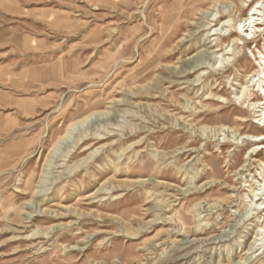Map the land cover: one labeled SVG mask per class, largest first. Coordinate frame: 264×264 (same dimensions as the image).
Returning <instances> with one entry per match:
<instances>
[{"label": "rangeland", "instance_id": "obj_1", "mask_svg": "<svg viewBox=\"0 0 264 264\" xmlns=\"http://www.w3.org/2000/svg\"><path fill=\"white\" fill-rule=\"evenodd\" d=\"M234 3L0 0V264H264Z\"/></svg>", "mask_w": 264, "mask_h": 264}, {"label": "bare ground", "instance_id": "obj_2", "mask_svg": "<svg viewBox=\"0 0 264 264\" xmlns=\"http://www.w3.org/2000/svg\"><path fill=\"white\" fill-rule=\"evenodd\" d=\"M234 4L236 5L237 10H240L241 13H244V10H245L244 6H248L249 8H248L247 14L245 15V17H242L241 19L238 20L237 23H235L233 25V27L229 33H227V32H220V33H223L224 36L227 35V37H232V36L236 35L234 40H237L238 43H240V44L247 43L249 39H251L255 42L257 40V38L260 37V32L262 31L261 25L263 23L262 17L264 14V12H263L264 0H242L243 6H241V7L238 6L236 3H234ZM230 23H231V21H224L223 27L224 26H226V27L231 26ZM220 35H222V34H220ZM252 52H253V50H252ZM258 52L260 53V58L262 60V62H259V64L264 69V52H262L260 50ZM254 56H255V59L259 61V58L255 55V53H254ZM257 75H258V78L256 80L260 86L258 89V92H259V95L261 98L259 99L258 96L255 95L254 92H252V94H251V92H249V94H247V92H248V91H246L247 88L244 86V88H246V90L244 92V93H246V96L242 99H239V100H240V103H242L243 105H248L249 109H252L256 114L258 113L256 116L257 121H255V122L258 123L264 129V107L261 108L262 106H264V85L260 84L261 82L264 83V71H263V73L259 72ZM261 75H263V76L261 77ZM255 77H256V75H253L250 80L254 81ZM261 89H262V92H260ZM210 94H213L214 96H216L219 99H221V98L224 99V96L222 94H216L213 92H211ZM250 95H252V97ZM225 100L230 104L233 103L232 100H229L227 98H225ZM218 101H220V100H218ZM221 102H223V100H221ZM232 105H234V104H232ZM237 109H238V111H241V108L238 105H237ZM242 136L244 137V139H247L249 142L252 141L255 144L256 148L253 147L254 149L250 150L249 154H253L254 152L259 153V151L264 149V133H260V134H252L251 133V134H244ZM95 139H97V138H95ZM259 163H260V165H264V163L260 160H259ZM254 195H255V197L259 196L257 192H255ZM260 200H262V198H260ZM262 204H264V201L262 202ZM262 207H263V205H262Z\"/></svg>", "mask_w": 264, "mask_h": 264}]
</instances>
